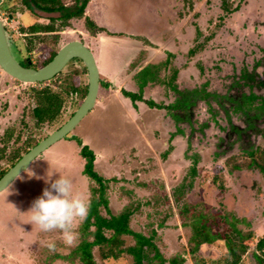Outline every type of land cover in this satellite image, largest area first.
<instances>
[{"label": "rangeland", "instance_id": "374dc122", "mask_svg": "<svg viewBox=\"0 0 264 264\" xmlns=\"http://www.w3.org/2000/svg\"><path fill=\"white\" fill-rule=\"evenodd\" d=\"M218 2L219 0H91L86 11L99 25L111 32L139 33L151 38L152 49L148 50V45L139 46L147 49L146 58L157 62L166 57L167 49L177 51L180 59L175 64L182 69L178 80L182 84L187 81L192 85L204 81L198 61L209 62L210 57L217 52L218 43L213 40L206 45L203 37L194 39L196 33L193 32L196 27H200L207 34L206 21H215L220 13ZM232 3L234 2L229 5ZM200 16H203L202 19ZM183 19L185 24L181 22ZM10 23L15 32L18 31L19 24L16 21ZM72 28H76V34L84 36L85 42L95 54H99V65L103 73H107V70L114 72L120 66V60L115 61L113 55L118 54L122 59L125 55L123 50L117 52L116 41L127 52L130 50V43L135 42L125 41L124 37H109L106 33L89 36L83 17L76 20ZM67 37L77 36L68 34ZM15 41L23 50L25 41L16 37ZM54 43L52 40L46 41V53L55 49L57 45L54 46ZM191 47L197 48V53L190 58L184 57L183 54ZM35 51H39V46ZM106 54L108 57L103 60ZM65 70L61 77L36 85H50L57 90L60 89L61 82L66 87L72 82L75 85L80 83L82 76L80 80L78 77L73 79L75 73L69 71V68ZM206 72L208 74L209 71ZM162 75L169 73L162 72ZM129 77L130 74L126 78L123 74L114 77L115 86L99 91L95 107L69 137L61 139L39 155L28 169L0 193V264H81L78 260L72 262L70 254L80 241L78 229L82 222L76 228V243L69 246L65 244L59 230L40 231L30 223L28 214L33 202L43 195L45 188H50V183L45 182L49 170L54 172L51 181L58 179L59 172H62L73 180L75 189L89 200L90 180L83 174L85 159L80 155L81 146L73 136L79 137L83 145H90L96 155L97 171L106 178H111L108 191L111 212L119 214L129 206L136 207L131 218V228L148 238L153 236V242L166 258L163 264H172L168 259L175 255L186 258L183 264H196L197 260L205 259L208 264H224L227 257L225 246L217 242L202 244L196 254L191 252L188 241L192 227L185 228L181 225L179 208L182 203L190 205V213L204 212L211 213L212 216L229 214L230 220L238 219L240 228L252 230L259 236L264 235V178L259 169L248 166L252 158L247 151L234 150L232 155H217L214 145L216 127L208 128L203 139L200 136L199 141L193 139L194 146L191 147L188 146L187 137H172L174 127L169 125L168 117L165 116L170 108L163 107L172 103L173 93L166 98L151 85L145 90L143 98L154 101V107L141 101L138 102V107H133L132 102L121 92L122 89L134 91ZM33 85L34 83L15 79L0 66V149L3 147L1 137L7 129L14 128V133L20 134L19 141L11 140L7 152L13 147L23 149L27 146L24 141L31 135L43 139L60 127L74 114L83 100V94L71 93L58 124L37 127L32 114L34 100L28 93ZM158 105L162 107L159 108ZM259 147L262 148L260 151H264V139L260 140ZM248 148L245 149H251ZM195 153L199 155L198 175L194 179V185L177 205L173 197L174 188L185 180L193 165L191 155ZM234 162L242 168H235ZM1 165L9 166V162L4 160ZM216 176L218 181L215 182L213 179ZM103 213L106 214V211ZM125 238L126 246L135 244L133 236ZM49 242L55 243V251H49L46 246ZM153 253L151 251L150 255L153 256ZM95 255L99 264H138L128 253L121 259L108 261L101 260L96 249ZM211 259L217 262H210ZM143 264L159 263L153 258L144 259ZM242 264H254V260L246 256Z\"/></svg>", "mask_w": 264, "mask_h": 264}, {"label": "flooded vegetation", "instance_id": "af4514ba", "mask_svg": "<svg viewBox=\"0 0 264 264\" xmlns=\"http://www.w3.org/2000/svg\"><path fill=\"white\" fill-rule=\"evenodd\" d=\"M229 1L219 0L220 13L215 21H206L207 34L200 27L194 29L193 34L196 33L194 39L200 36L204 38L206 45L213 40L218 43L217 52L210 57L209 62L198 61L200 64L198 68L204 81L192 85L187 81L182 84L178 80L182 69L175 64V61L180 59L177 51L167 49L166 57L157 62L152 58H146L147 49L153 48V40L139 33L113 30L111 32L109 29H107L109 33L103 32L109 37H124L128 42L135 40L130 43L128 52L118 41L112 40L117 43V52L119 50L125 52L124 60L118 54L113 55L112 58L115 61L120 60V66H117L114 72L107 70V73H103L99 65V54H95L90 45L85 42V37H80L78 33L76 34L77 29L72 28L75 21L79 20L76 12L83 4L82 1L73 0L72 3H67L64 0H0V19L4 23L12 53L20 64L35 69L46 65L43 64L42 56L46 54L44 49L47 40H56L53 44L57 45L53 58L65 44L75 40L81 41L92 51L96 59L100 71L99 91L114 87L113 78L118 74L125 75V78L130 74L129 83L134 91L122 89L121 92L129 99V102H132L133 107H138L137 104L140 101L154 107V101L143 98L145 90L151 85L166 98L173 93L172 103L163 107L170 108L165 116L168 117L169 125L174 127L171 131L172 137L177 135L187 137L188 146L191 147L194 146L193 139L199 141V136L203 139L208 128L216 127L217 135L214 143L216 152L232 155L234 150L245 152L254 149L262 150L259 144L260 140L264 139V0ZM232 1L234 3L229 5ZM89 3L90 0H87L84 21L86 17H91L86 11ZM41 11L49 15H43ZM202 17L200 16L201 19ZM12 21L19 24L18 31L16 30L18 36L10 23ZM87 32L89 36H95L89 30ZM68 34H75L77 37L67 39ZM15 37L25 41L23 50L21 49L23 47L15 41ZM144 45H148L149 48L141 49L140 47ZM38 46L39 51H35ZM138 47L140 49H137ZM191 50H195L194 53H191ZM196 53L197 48L191 47L183 55L190 58ZM103 57V60H106L108 54ZM150 64L155 67L152 66L151 72L146 74L144 70ZM186 67H188L187 64ZM66 68L75 73L73 79L78 77L80 80L82 76L80 83L76 84L79 91L75 95L82 94L85 86L88 91V69L83 59L73 57L52 79L61 77ZM205 70L209 71L208 74ZM162 72L169 75H162ZM41 83L46 84V81L34 82L32 87H38L36 84ZM126 92L138 94L140 98L134 101L131 96L126 95ZM157 107L160 108L162 105ZM18 135L15 134L12 141L17 142L16 136L20 140V134ZM1 142L4 148L5 144L2 140Z\"/></svg>", "mask_w": 264, "mask_h": 264}, {"label": "trees", "instance_id": "16d2710c", "mask_svg": "<svg viewBox=\"0 0 264 264\" xmlns=\"http://www.w3.org/2000/svg\"><path fill=\"white\" fill-rule=\"evenodd\" d=\"M83 4L78 8L76 14L79 18L84 16V8L87 0H79ZM224 7H227L225 3ZM86 28L91 34L97 35L103 32L109 33L107 28L101 26L91 17L85 18ZM56 41V40H52ZM195 50H191L194 53ZM55 54V49H52L44 56L43 64H47L52 60ZM145 54V52L143 53ZM154 65L150 64L145 68L144 72L150 73ZM157 68V67H156ZM79 91L73 82L66 87L61 84L60 89H54L50 85L32 87L28 91L34 100V107L32 114L36 119V126L42 127L44 125L55 126L61 119L64 108L67 104V99L71 93ZM87 92V86L82 93V97ZM126 95L131 96L132 100H137L140 95L126 92ZM153 104V103H151ZM14 128L7 129L5 135L1 137L4 148L0 149V178L12 167L30 148L35 146L41 139L34 138L33 135L25 140L23 149L20 147H13L7 152L9 143L14 138ZM19 136V135H18ZM18 136L16 140L18 141ZM3 138V139H2ZM81 146L80 155L85 159L83 174L90 180V210L89 215L85 221L81 223L78 233L80 241L72 249L70 254L72 262L78 260L81 264H99L95 258V249L103 261L118 260L124 257L125 254H131L138 264H143L144 259H157L159 264H163L166 258L159 252L152 237L148 238L141 232H136L131 228V218L136 207H127L119 214H113L109 206L108 191L110 189V179L99 173L95 166L96 155L89 145H82L83 142L79 137L73 139ZM16 142V141H15ZM168 152V151H167ZM252 160L248 166L256 167L262 173L264 178V151L254 149L247 151ZM167 154V153H166ZM217 155L219 153H216ZM193 165L190 167L185 180L174 188L173 197L174 202L178 205L182 202V198L194 184V179L198 175L199 155L192 154ZM8 161L9 166L3 167L2 161ZM235 161V159H234ZM235 168H242V166L234 162ZM114 178H112L113 180ZM218 181V176L213 179ZM222 188L223 185H220ZM140 204L137 205L139 208ZM189 204H181L179 208L180 219L183 227H192V234L189 237V246L193 254H196L202 244H222L227 250V257L224 264H242L246 256L254 260V264H264V235L259 236L252 230H244L238 226V219L233 221L229 219V214H219L212 216L211 213L195 211L190 213ZM106 211V214L103 211ZM221 225V226H219ZM223 228V229H222ZM156 232L155 230L153 231ZM125 236H133L135 239L134 245L126 246ZM154 251L153 256L150 255ZM57 257V256H54ZM172 264H183L186 260L181 255H175L168 259ZM210 262H215L211 259ZM217 262V261H216ZM215 262V263H216ZM196 264H208L207 260L198 261Z\"/></svg>", "mask_w": 264, "mask_h": 264}, {"label": "water", "instance_id": "95a60500", "mask_svg": "<svg viewBox=\"0 0 264 264\" xmlns=\"http://www.w3.org/2000/svg\"><path fill=\"white\" fill-rule=\"evenodd\" d=\"M43 15L49 13L42 12ZM54 15V14H53ZM73 57L83 59L88 69V91L74 114L59 128L40 140L26 152L1 178L0 193L8 188L14 180L44 151L64 139L95 107L100 89V71L92 51L81 41H71L65 44L46 65L35 69L20 64L12 53L5 26L0 19V66L14 78L26 82H42L52 79Z\"/></svg>", "mask_w": 264, "mask_h": 264}, {"label": "clouds", "instance_id": "9594fccd", "mask_svg": "<svg viewBox=\"0 0 264 264\" xmlns=\"http://www.w3.org/2000/svg\"><path fill=\"white\" fill-rule=\"evenodd\" d=\"M59 173L60 177L53 182L51 177L54 172L49 170L45 182L50 183V188L44 189L43 195L33 202L28 214H30V223L40 231L59 230L65 244L72 246L77 241L78 223L85 221L89 215L90 201L82 192L75 189L70 177L62 172ZM36 178L42 179V177ZM46 246L49 251H55L54 242H49Z\"/></svg>", "mask_w": 264, "mask_h": 264}, {"label": "crops", "instance_id": "0c3cea01", "mask_svg": "<svg viewBox=\"0 0 264 264\" xmlns=\"http://www.w3.org/2000/svg\"><path fill=\"white\" fill-rule=\"evenodd\" d=\"M95 1H97V0H95ZM183 2H184V0H183ZM90 3H91V0H90ZM186 3V2H185ZM185 20V19H184ZM184 20H182L181 22H186V21H184Z\"/></svg>", "mask_w": 264, "mask_h": 264}]
</instances>
